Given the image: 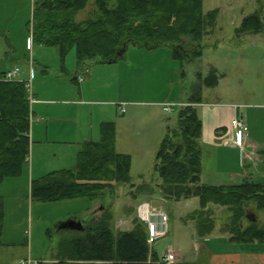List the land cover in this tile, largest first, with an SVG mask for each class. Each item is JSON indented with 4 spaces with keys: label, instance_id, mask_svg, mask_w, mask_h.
<instances>
[{
    "label": "trees",
    "instance_id": "1",
    "mask_svg": "<svg viewBox=\"0 0 264 264\" xmlns=\"http://www.w3.org/2000/svg\"><path fill=\"white\" fill-rule=\"evenodd\" d=\"M32 1V42L57 48L63 63L74 50L81 72L89 65L124 60L131 47L170 48L174 60L182 65L199 61L203 56L201 41L211 33L207 29L215 27L218 17L217 11L204 14V0H96V15L77 22V15L88 7V0ZM263 24L254 15L246 18L238 31L259 33L263 31ZM189 39L192 43L185 45ZM6 73L0 79V185L25 174L31 146L28 84L3 82ZM219 79L215 69L204 80L198 75L201 86L180 108L175 122L167 121L153 168L159 182L142 184L137 192L144 196L159 191V196L168 202L199 199L200 209L188 217L196 221L197 233L202 238L216 229L209 207L228 208L234 218L228 243L262 245L264 229L251 221L243 229L242 221L251 209L264 211V184L253 178L232 185L202 183L203 121L195 106L203 104V85L215 88ZM116 131L112 124L103 125L102 139L82 146L76 167L33 181L31 197L47 203L78 199L95 202L113 192L116 184H131L135 189L131 177L132 157L117 152ZM261 154L264 156V150ZM4 221L5 202L0 198V245ZM134 221L131 232L116 236L111 229V215L104 209L100 217L94 216L84 223L83 232L65 230L68 234L59 242L56 264H168L149 246L145 226L136 216Z\"/></svg>",
    "mask_w": 264,
    "mask_h": 264
},
{
    "label": "rangeland",
    "instance_id": "2",
    "mask_svg": "<svg viewBox=\"0 0 264 264\" xmlns=\"http://www.w3.org/2000/svg\"><path fill=\"white\" fill-rule=\"evenodd\" d=\"M111 5H115V2L112 1ZM96 9V0H88L87 9L77 15V22L93 18L97 13ZM213 11L218 12L217 21L214 28L207 29L211 33L201 41L203 56L199 61L182 65L167 57L172 55L170 48L149 50L131 47L126 58L113 65L115 73L113 71L112 76L99 73L97 79L106 81L112 78L110 80L113 87L117 81L120 101L165 100L173 91H182L183 99L186 100L201 86L198 75L204 80L215 69L220 76L219 85L215 88L203 85V104L195 106L199 117L208 126L210 118L205 117L203 108H212L215 104L240 107V113L250 128L249 137L256 144L264 146V28L255 34L238 31L243 21L254 15L259 16L264 23V0H204V14L208 15ZM32 13V0H0V79L6 64L9 68L20 65L27 70V61L39 58V44L31 43ZM190 43V39L185 41V45ZM47 57L50 67H57L60 71L64 65L61 57L59 62L62 66L60 63V66H56V61L50 54ZM65 61L68 67L77 65L76 52H70ZM94 65L97 64L91 66ZM30 68L31 76L34 70L39 71L31 65ZM27 82L34 93L33 78L30 77ZM100 83H95V86H103V82ZM174 110L172 114H163L164 121L170 119L175 122L180 107L175 106ZM142 123L143 121H138L132 130L120 126L116 131L117 152L130 155L133 160L131 177L132 184L136 185L135 189L131 188V184H116L115 190L99 201L78 199L47 203L31 197L32 183L28 182L27 170L25 176L2 183L0 198L5 202V221L0 245V264H20L21 261L26 264L29 261L58 263L55 257L59 254V242L63 235L68 234L60 229L61 225L72 219L90 222L94 216L100 217L104 209L111 215L114 235L131 232L135 227L137 205L142 200L163 206L170 216L169 235L153 246L159 258L170 254L169 249H175L174 263L264 264V244L228 243L231 236L229 233L234 227L233 212L230 209L216 205L209 207L216 229L211 235L202 238L197 233L196 221L188 217L200 209L199 199L168 202L159 196V191L155 195H138V186L158 181L152 166L162 142L161 136L155 141L150 140V127L143 125V128ZM201 146L203 184L232 185L234 181L242 183L237 178L243 170L240 149H234L229 143L224 147L213 146L203 139ZM254 151L250 147L248 152L252 154ZM251 157L253 169L259 173L254 180L264 184V161H257V155ZM28 166L32 167L30 158ZM235 176L237 180H234ZM246 216L256 219V224L264 229V211L251 209ZM250 225V220L244 218L243 229Z\"/></svg>",
    "mask_w": 264,
    "mask_h": 264
},
{
    "label": "crops",
    "instance_id": "3",
    "mask_svg": "<svg viewBox=\"0 0 264 264\" xmlns=\"http://www.w3.org/2000/svg\"><path fill=\"white\" fill-rule=\"evenodd\" d=\"M33 16L34 11L32 21ZM38 53V60L29 59L27 62L33 61L39 71L34 70L33 76H31L29 64L27 70L21 67L20 73L22 80L29 81L30 77L33 78V95L37 100L34 103L30 102L32 112L30 162L32 167L28 166L26 174L29 184L45 177L50 174L49 172L74 169L82 146L90 141H100L102 139L101 129L105 124L114 125L117 131L120 126L132 130L138 121H143L142 127L143 125L150 127V140L155 141L161 136V141L167 127V121L163 119V114H167L163 109L164 105L180 107L189 99V97L186 100L183 99L182 91H173V95L170 92L171 94L165 100L124 99L120 101L117 81L114 82L115 87L110 80L112 78L106 81L100 80L103 82L101 87L95 86V83H100L97 79L98 74L106 73L108 77L112 76L113 71L115 73L113 65L116 64L89 65L81 72L78 61L77 65L71 67H68L66 61L64 63L61 61L64 64L62 66L59 62L60 51L55 47L39 45ZM48 54L53 56L56 66L61 64L60 71L57 67V69L50 67ZM167 57H171L174 62H177L174 60L173 52ZM7 66L6 64L3 74L12 70L11 68L20 67V65L10 68ZM121 105H125L126 108V113L123 115L120 112ZM203 109L205 117L210 118V124L207 126L206 121L203 122L202 139L213 146L224 147L229 143L234 149H240L243 170L241 174L236 175L237 178L239 177L240 181L246 178L257 179L256 175L259 173L253 169L251 156L257 155V161L259 159L264 161V156L261 154L264 146L256 144L250 137L242 147L236 144L237 132L231 126V122L234 118L242 116L241 108L215 104L212 108L205 107ZM250 147L255 150L253 153L251 152L252 154L248 152ZM152 167L154 168V166ZM236 176L234 180H237ZM234 182V184H239L238 181ZM221 184L212 186H221ZM169 250L175 251V249Z\"/></svg>",
    "mask_w": 264,
    "mask_h": 264
},
{
    "label": "built area",
    "instance_id": "4",
    "mask_svg": "<svg viewBox=\"0 0 264 264\" xmlns=\"http://www.w3.org/2000/svg\"><path fill=\"white\" fill-rule=\"evenodd\" d=\"M32 40V39H31ZM32 68H34V62L29 63ZM21 68L16 67L6 73L3 78V82H20L27 83L30 91L29 100L31 103L36 102V98L33 95L32 88L29 83L20 78ZM80 80H83L80 78ZM182 105L180 107H183ZM174 105H164L163 109L166 113H174ZM239 108V107H237ZM121 114L126 113L125 105L120 106ZM231 126L237 132L236 144L243 146L246 140L249 138V126L246 123L243 116L236 117L232 120ZM136 219L145 226L148 233V244L153 248V246L160 240L166 238L170 233V216L163 206H155L150 202L143 201L137 205L136 208ZM170 254H166L162 259L168 264H172L176 260V252L169 250ZM39 263V262H38ZM37 262H28L27 264H38ZM21 264H26L21 262Z\"/></svg>",
    "mask_w": 264,
    "mask_h": 264
},
{
    "label": "water",
    "instance_id": "5",
    "mask_svg": "<svg viewBox=\"0 0 264 264\" xmlns=\"http://www.w3.org/2000/svg\"><path fill=\"white\" fill-rule=\"evenodd\" d=\"M247 218L253 222L256 223V219H254L251 216H247ZM60 229L67 230V231H77V232H83L84 231V223L76 220H70L67 223H64L61 225Z\"/></svg>",
    "mask_w": 264,
    "mask_h": 264
}]
</instances>
